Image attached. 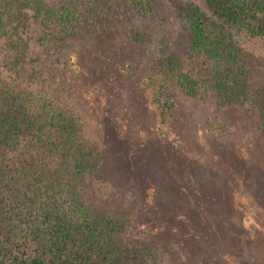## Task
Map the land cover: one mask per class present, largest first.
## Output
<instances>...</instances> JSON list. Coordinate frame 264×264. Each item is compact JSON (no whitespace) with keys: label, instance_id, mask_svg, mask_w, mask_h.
Returning <instances> with one entry per match:
<instances>
[{"label":"trees","instance_id":"16d2710c","mask_svg":"<svg viewBox=\"0 0 264 264\" xmlns=\"http://www.w3.org/2000/svg\"><path fill=\"white\" fill-rule=\"evenodd\" d=\"M33 2L0 0V264H166L156 241L130 235L136 202L124 207L109 199L106 150L58 74L81 56L65 53L68 41L84 25L99 30V16L83 15L73 1L54 5L47 29L31 37L24 11ZM125 2L149 21L159 6L172 8L189 33L181 54L165 37L147 52L145 82L161 123L174 108L163 94L176 84L191 97L207 89L218 105L252 107L264 130V80L252 79L242 44H264V0H203L207 11L191 0ZM129 39L144 41V32Z\"/></svg>","mask_w":264,"mask_h":264},{"label":"rangeland","instance_id":"374dc122","mask_svg":"<svg viewBox=\"0 0 264 264\" xmlns=\"http://www.w3.org/2000/svg\"><path fill=\"white\" fill-rule=\"evenodd\" d=\"M67 1L83 15H98L100 29L84 25L68 41L65 53L81 56L73 69L57 65L58 74L106 150L109 199L138 206L130 235L156 241L166 264H264V130L257 111L218 105L207 89L191 97L171 84L163 98L174 108L161 123L145 82L147 52L163 37L172 51L185 52L183 21L160 6L157 20H146L125 0H34L24 11L26 33L46 30L47 9ZM191 1L207 11L203 0ZM136 31L144 41L129 39ZM242 39L250 75L262 83L264 44Z\"/></svg>","mask_w":264,"mask_h":264}]
</instances>
